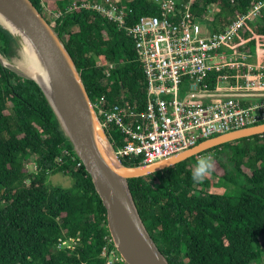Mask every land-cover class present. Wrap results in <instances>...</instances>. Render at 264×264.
Instances as JSON below:
<instances>
[{
	"label": "trees",
	"instance_id": "obj_1",
	"mask_svg": "<svg viewBox=\"0 0 264 264\" xmlns=\"http://www.w3.org/2000/svg\"><path fill=\"white\" fill-rule=\"evenodd\" d=\"M31 1L58 31L92 102L104 97L112 103L120 89L131 100L142 99V66L123 29L82 7L86 0ZM117 1L126 8L128 23L142 14H158L153 0ZM251 1L194 0L192 12L207 16L214 3L210 27L218 31ZM19 43L0 25L1 55L15 56ZM234 45L264 51V7L258 19L245 22ZM108 61L115 66L105 80ZM105 130L116 149L123 136L112 125ZM73 149L38 82L0 63V264H107L102 249L110 233L106 209ZM209 153L213 169L197 183L191 179L194 165L198 156ZM32 155L33 163L26 165ZM119 160L140 164L134 157ZM54 173L69 176L72 186L48 182ZM127 182L146 229L169 264H257L264 257V132ZM78 234L80 242L73 248L58 246L60 237Z\"/></svg>",
	"mask_w": 264,
	"mask_h": 264
},
{
	"label": "built area",
	"instance_id": "obj_2",
	"mask_svg": "<svg viewBox=\"0 0 264 264\" xmlns=\"http://www.w3.org/2000/svg\"><path fill=\"white\" fill-rule=\"evenodd\" d=\"M193 1L153 0L158 14H142L133 23L117 0L80 4L123 29L142 66L141 100L120 89L112 103L104 97L92 102L104 131L112 125L124 138L113 149L117 158L152 163L208 137L264 122V51L234 45L245 22L259 18L264 1H251L218 31L210 27L216 5H208L210 13L200 17L192 12ZM104 66L108 80L115 63ZM105 239L106 263L123 261L112 235ZM79 242L80 234L60 237L58 246L73 248Z\"/></svg>",
	"mask_w": 264,
	"mask_h": 264
},
{
	"label": "water",
	"instance_id": "obj_3",
	"mask_svg": "<svg viewBox=\"0 0 264 264\" xmlns=\"http://www.w3.org/2000/svg\"><path fill=\"white\" fill-rule=\"evenodd\" d=\"M0 14L28 39L42 61L50 80L53 103L35 77L13 63L4 62L1 54L0 63L21 77L36 80L41 86L62 129L92 179L106 209L109 232L125 262L169 264L139 215L127 179L161 170L216 145L263 133L264 122L208 137L170 157L152 163L122 164L100 125L81 74L58 31L31 0H0ZM0 25L16 37L9 27L2 23ZM106 146L114 154L115 161L110 157Z\"/></svg>",
	"mask_w": 264,
	"mask_h": 264
},
{
	"label": "bare ground",
	"instance_id": "obj_4",
	"mask_svg": "<svg viewBox=\"0 0 264 264\" xmlns=\"http://www.w3.org/2000/svg\"><path fill=\"white\" fill-rule=\"evenodd\" d=\"M0 23L9 27L21 42V47H20L21 51L19 53L20 60L18 62L20 65L19 68L22 69L24 72L32 75L38 80V82L42 85L43 89L45 90L50 101L53 103L52 96L50 94V80L48 74L46 72V69L42 61L38 57L34 48L32 47L31 43L24 35H22L16 28H14L1 14H0ZM2 60L4 62H7L3 58ZM106 148L110 154V157L115 161L114 154L109 150V147L106 146Z\"/></svg>",
	"mask_w": 264,
	"mask_h": 264
},
{
	"label": "rangeland",
	"instance_id": "obj_5",
	"mask_svg": "<svg viewBox=\"0 0 264 264\" xmlns=\"http://www.w3.org/2000/svg\"><path fill=\"white\" fill-rule=\"evenodd\" d=\"M53 18H54V16L52 15V20H53ZM20 47H21V42L19 43L18 50H17V54L15 56H13L11 58H7V57H4L3 55H1V57L3 59H5L7 62L13 63L14 65H17L18 67H20V65L18 63L19 60H20V54H19L20 51H21V48ZM182 89L183 88H181L180 91H182ZM199 157L200 156H198V158ZM33 158H34L33 155L27 157L26 165H30L31 163H33ZM190 166H192V165H190ZM48 182H50L52 184H58V185H61V186H64V187H70V186H72V179L69 176H65V175H63L61 173H54V174L49 175L48 176ZM260 239L261 240H264V236L262 235ZM252 264H255V263L252 262ZM257 264H264V257H262L260 259V261L257 262Z\"/></svg>",
	"mask_w": 264,
	"mask_h": 264
},
{
	"label": "clouds",
	"instance_id": "obj_6",
	"mask_svg": "<svg viewBox=\"0 0 264 264\" xmlns=\"http://www.w3.org/2000/svg\"><path fill=\"white\" fill-rule=\"evenodd\" d=\"M213 169V154L200 156L191 173V179L197 183L201 182L205 176L210 175Z\"/></svg>",
	"mask_w": 264,
	"mask_h": 264
}]
</instances>
